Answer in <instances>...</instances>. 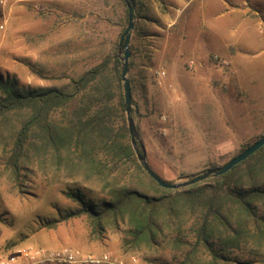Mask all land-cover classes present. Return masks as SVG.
<instances>
[{
	"label": "rangeland",
	"instance_id": "rangeland-1",
	"mask_svg": "<svg viewBox=\"0 0 264 264\" xmlns=\"http://www.w3.org/2000/svg\"><path fill=\"white\" fill-rule=\"evenodd\" d=\"M186 1L139 2L130 41L137 147L174 182L226 163L241 143L264 133V0ZM247 7L258 14L249 33V21L240 16ZM126 9L122 0H6L0 5V75L33 88L64 86L115 45L122 61ZM4 143L0 138V257L34 245L136 256L140 264L179 260L172 251L125 250L120 230L92 235L85 216L47 227L78 203L66 195L67 185L49 180L36 164L12 175Z\"/></svg>",
	"mask_w": 264,
	"mask_h": 264
},
{
	"label": "trees",
	"instance_id": "trees-1",
	"mask_svg": "<svg viewBox=\"0 0 264 264\" xmlns=\"http://www.w3.org/2000/svg\"><path fill=\"white\" fill-rule=\"evenodd\" d=\"M141 1L135 0L136 17ZM129 65L131 70L132 58ZM121 72L115 45L64 86L33 88L0 75V138L11 174L36 164L49 180L67 185L66 195L79 205L45 225L85 216L92 235L120 230L125 250L172 251L180 257L172 264L263 262L264 146L223 175L179 189L162 187L131 142ZM130 81L134 103L131 75ZM263 135L241 143L237 154ZM94 191L104 197L91 198Z\"/></svg>",
	"mask_w": 264,
	"mask_h": 264
},
{
	"label": "water",
	"instance_id": "water-1",
	"mask_svg": "<svg viewBox=\"0 0 264 264\" xmlns=\"http://www.w3.org/2000/svg\"><path fill=\"white\" fill-rule=\"evenodd\" d=\"M127 8H128V25L123 32L121 39H120V51L123 53L121 55L122 58V72H121V79L124 87L125 93V110L127 116V122L129 127V132L131 135L132 144L136 150V154L138 156L139 161L141 162L144 170L154 179L156 182L164 188L169 189H179L182 187H188L190 185L203 182L213 176L223 175L229 170H231L235 165L239 164L240 162L247 159L249 156L254 154L258 151L262 146H264V135L261 136L257 141H255L252 145L247 147L242 152L238 153L234 157H232L226 163L212 167L207 169L206 171L194 175L191 178L182 180V181H169L163 178L160 174H158L148 163L146 157L145 148L142 146V152L137 147V142L139 141L140 134L137 129L134 117L132 115V87L131 81L129 78V58L131 55L130 51V41L132 36V30L135 27V4L133 0H124Z\"/></svg>",
	"mask_w": 264,
	"mask_h": 264
},
{
	"label": "built area",
	"instance_id": "built-area-1",
	"mask_svg": "<svg viewBox=\"0 0 264 264\" xmlns=\"http://www.w3.org/2000/svg\"><path fill=\"white\" fill-rule=\"evenodd\" d=\"M6 0H0L4 5ZM5 25L0 24V29ZM0 264H140L136 256L119 259L110 253L101 254L82 250L72 246L50 248L45 246L20 245L5 256L0 257Z\"/></svg>",
	"mask_w": 264,
	"mask_h": 264
},
{
	"label": "crops",
	"instance_id": "crops-1",
	"mask_svg": "<svg viewBox=\"0 0 264 264\" xmlns=\"http://www.w3.org/2000/svg\"><path fill=\"white\" fill-rule=\"evenodd\" d=\"M181 1H183V0H181ZM185 1V0H184ZM187 3L189 2L188 0L186 1ZM245 3V2H244ZM236 9V7H233L232 8V10H235ZM241 17L243 18V19H247L249 22H246L245 23V25H244V29L246 30V31H248V33H249V29L251 28V24H250V22H251V19L252 18H254V19H257L256 17H257V13L256 12H254V11H252V9H250V8H244L242 11H241ZM260 22H261V24H262V21L260 20ZM248 34H246L245 36H247Z\"/></svg>",
	"mask_w": 264,
	"mask_h": 264
}]
</instances>
